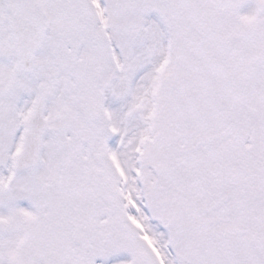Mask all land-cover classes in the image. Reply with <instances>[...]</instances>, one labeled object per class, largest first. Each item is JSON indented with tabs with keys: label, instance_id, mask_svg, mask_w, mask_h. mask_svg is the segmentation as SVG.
<instances>
[{
	"label": "snow or ice",
	"instance_id": "1",
	"mask_svg": "<svg viewBox=\"0 0 264 264\" xmlns=\"http://www.w3.org/2000/svg\"><path fill=\"white\" fill-rule=\"evenodd\" d=\"M0 264H264V0H0Z\"/></svg>",
	"mask_w": 264,
	"mask_h": 264
}]
</instances>
